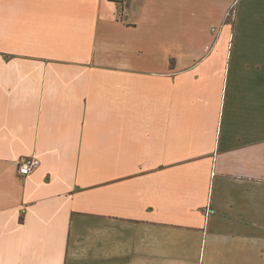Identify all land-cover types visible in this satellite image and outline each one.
<instances>
[{"label": "crops", "instance_id": "crops-1", "mask_svg": "<svg viewBox=\"0 0 264 264\" xmlns=\"http://www.w3.org/2000/svg\"><path fill=\"white\" fill-rule=\"evenodd\" d=\"M0 264H264V0H0Z\"/></svg>", "mask_w": 264, "mask_h": 264}, {"label": "built area", "instance_id": "built-area-1", "mask_svg": "<svg viewBox=\"0 0 264 264\" xmlns=\"http://www.w3.org/2000/svg\"><path fill=\"white\" fill-rule=\"evenodd\" d=\"M119 6V17L122 18V14L124 13L125 6L129 0H116ZM39 164V160L33 156H26L21 158L18 161V172L20 175H27L31 172L33 168H35Z\"/></svg>", "mask_w": 264, "mask_h": 264}]
</instances>
